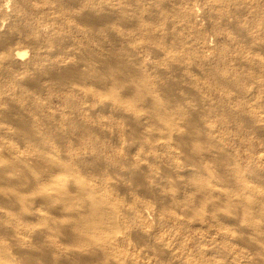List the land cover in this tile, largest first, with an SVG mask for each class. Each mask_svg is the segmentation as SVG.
<instances>
[{"label":"rangeland","instance_id":"374dc122","mask_svg":"<svg viewBox=\"0 0 264 264\" xmlns=\"http://www.w3.org/2000/svg\"><path fill=\"white\" fill-rule=\"evenodd\" d=\"M123 11L131 18L126 17L127 22L120 18ZM107 14L110 21L100 20ZM0 29L3 164L14 165L20 159L37 176L65 179L70 185L66 191L71 197L79 195L82 203L87 200L77 192L80 187L74 181L81 182L82 190L87 185L101 198L105 196L102 199L117 211L111 207L116 217L113 226L117 225L113 229L118 233L114 232L112 253L123 264L264 262V0H0ZM18 53L24 57L16 60ZM103 63L110 65L109 70ZM65 66L66 72L71 66L80 72L96 68L102 78L107 72L116 73L111 75L121 86L118 99H123L116 105L120 104L124 115L117 112L115 98L107 89L110 86L81 80L72 75V67L68 75ZM141 78L150 94L142 103H131L126 91ZM149 97L166 104L162 108L170 114L167 126L156 125V120L134 122V117L150 115ZM190 117L197 129L186 141L190 144L183 145L177 130L187 131ZM18 120L27 123L28 128L23 123L25 135L17 129ZM198 145L205 152L197 155ZM210 147L219 149L213 152ZM206 148L212 151L208 152L211 158ZM48 153L70 167L71 175L50 170L46 162L45 169L40 155ZM236 169L239 174L234 173ZM17 171L20 177L25 174L20 167ZM188 171L208 180L209 173H204L210 172L217 190L242 194V198L248 195L254 202L250 215L254 222L251 217L246 222L257 224L260 233L247 234L226 219L229 211L224 203L212 209L214 197L210 206L212 198L182 178ZM214 179L225 187L220 188ZM16 182L6 184L9 189L0 183V192L9 190L7 194L15 198L11 203L10 197L0 202V247L18 264H25L26 257L18 255L21 247L34 253L38 264H85L86 257L82 259L78 251L91 246L71 236L75 233L69 230L70 218H64L63 205L57 206L61 211L46 210L42 221L28 214L29 206L42 210L48 204L38 196L45 183L29 191L26 179ZM78 198L76 206L81 204ZM58 224H62L59 228L68 225L64 234L58 232L63 228L56 232ZM250 224L249 229L255 231ZM49 225L55 230H48ZM97 260L91 263L105 264L104 259Z\"/></svg>","mask_w":264,"mask_h":264},{"label":"bare ground","instance_id":"6f19581e","mask_svg":"<svg viewBox=\"0 0 264 264\" xmlns=\"http://www.w3.org/2000/svg\"><path fill=\"white\" fill-rule=\"evenodd\" d=\"M118 4V3H117ZM119 6V5H118ZM125 6V5H124ZM110 8V7H109ZM109 8H107V9H109ZM115 8V7H114ZM125 8V7H124ZM107 9H104V10H107ZM111 9V8H110ZM117 9V8H116ZM127 9V8H126ZM112 10V9H111ZM110 10V11H111ZM115 10V9H114ZM118 10H120L119 8H118ZM123 9H122V7H121V11H122ZM120 11V12H121ZM115 13H117V10H115L114 11ZM128 12V11H127ZM104 13V12H103ZM111 13V12H110ZM115 13H113L114 14V16H115ZM119 13V12H118ZM100 14V13H99ZM105 15H106V12L104 13ZM109 14V13H108ZM108 14H107V16H101L100 17V20H104L105 22H108V21H110V19L112 18L111 16H113L112 15V13H111V16L109 15L108 16ZM126 12H122V13H120V18H121V16H122V21H123V19H125L126 20ZM117 15L118 14H116V17H117ZM118 17H119V15H118ZM131 17H132V14H131ZM89 18V17H88ZM90 19V18H89ZM93 19V18H92ZM91 19V20H92ZM127 19H131V18H128L127 17ZM134 19H136V17L134 18ZM90 20V21H91ZM99 20V19H98ZM120 20V19H119ZM124 20V22H127L128 20H126L125 21ZM133 20V19H132ZM132 20H131V22H132ZM93 21V20H92ZM130 21V20H129ZM101 22V21H100ZM121 22V21H120ZM124 22H122V23H124ZM132 24V23H131ZM2 28V27H1ZM1 30V29H0ZM2 35V34H1ZM2 36H4V35H2ZM5 40H7V38H5ZM158 54V53H157ZM113 55V54H112ZM85 56V55H84ZM24 57V54H17V55H15L14 56V58H16V60H18V59H21V58H23ZM113 57H115V56H113ZM86 58V57H85ZM97 59V58H96ZM111 59V58H110ZM109 59V60H110ZM113 59V58H112ZM111 59V60H112ZM115 59H116V57H115ZM118 59V58H117ZM93 60V63H94V61H95V58H93V59H91V61ZM90 61V62H91ZM101 60H98V62H100ZM112 61H114V60H112ZM96 63H94V64H98L97 63V61H95ZM103 62H104V60H103ZM115 62V61H114ZM116 62H117V60H116ZM80 63V62H79ZM82 64L84 63V62H81ZM80 63V64H81ZM118 63V62H117ZM121 63V62H120ZM81 64V65H82ZM104 64V63H103ZM105 64H106V62H105ZM103 65L104 66V68H105V66H107V68L106 69H108L109 70V68H108V65L109 64H107V65ZM113 64V63H112ZM116 64V63H115ZM69 65V64H68ZM79 65V64H78ZM77 65V66H78ZM84 65V64H83ZM93 65V64H92ZM100 65H102L101 63H100ZM114 65V64H113ZM118 65V64H117ZM73 66V65H72ZM71 66V67H72ZM110 66V65H109ZM122 66H124V65H122ZM68 67V66H67ZM66 66L64 67L65 68V73L67 74L68 73V75H69V71H71V73H72V75H78V77L79 78H81V80H84V81H89V82H92V83H95V84H98V85H102V86H104V87H106V86H110L109 88H107V89H110V95H112V96H114V98H115V105H116V103H122L121 102V99H118V89L121 87H119V85L120 84H118L117 85V83H115L116 81H114L115 80V77L114 76H112V75H114V74H116V73H110V76L112 77H109V76H107L108 78H110V79H108V78H106V75H109V73L107 72V74L105 73L104 74V76H105V78L106 79H108V80H104L105 78L103 77H101V76H103V75H101V73L99 74L97 71H99V69L98 70H96V68L95 69H90V70H88V71H84V70H82L81 72L80 71H78V70H75V71H73V69H74V67H69V71L68 72H66L67 70H68V68H67ZM101 67V66H100ZM99 67V68H100ZM70 68H71V70H70ZM102 68V67H101ZM121 68H122V70H123V73H124V69H123V67H120V70H121ZM67 69V70H66ZM78 69V68H77ZM80 69V68H79ZM85 69V68H84ZM117 69V68H116ZM105 70V69H104ZM111 70V69H110ZM127 72V71H126ZM125 72V74H128V73H126ZM131 72V71H130ZM63 74L64 76L66 75V74ZM120 73H121V71H120ZM120 73H119V75H120ZM141 73V72H140ZM112 74V75H111ZM122 74V73H121ZM101 75V76H100ZM116 76V75H115ZM125 76H127V75H125ZM63 77V76H62ZM113 77H114V79H113ZM124 77V76H123ZM138 77V76H137ZM144 79H145V77H144ZM124 80V79H123ZM139 81V80H138ZM138 81H136V83H134L133 85H130L131 87L133 86V88L134 87H136V89L134 88H131L130 89V86L125 90L126 91V94H127V96L129 97V101L131 102V103H133V102H136V104L138 103L139 104V102H141L142 103V101H144V97H145V95H149L150 94V91H149V93H148V91H146L145 92V88H144V85H143V80H142V78H141V80H140V82L138 83ZM127 82V81H126ZM125 82V83H126ZM130 82V81H129ZM128 83V82H127ZM132 84V83H131ZM136 84V85H135ZM144 84H145V82H144ZM135 85V86H134ZM124 86V85H123ZM122 86V87H123ZM125 88V87H124ZM123 88V89H124ZM122 88H121V90H123ZM148 90V89H147ZM152 90V89H151ZM92 93H94L93 91H92ZM91 93V94H92ZM151 93H153L152 91H151ZM119 96H122V95H119ZM126 96V97H127ZM151 96V95H150ZM156 96V95H155ZM125 97V96H124ZM125 97V98H126ZM128 97H127V99H128ZM146 97H148V96H146ZM152 97H149V99H148V101L146 102L147 104L146 105H148V104H150V106L148 105V107H150V115L149 114H147V115H145V117L146 118H138V117H134V122H136L138 125L139 124H142L143 122H145V121H149V120H156L154 123L157 125V122H162V124H163V126H167V124L169 123V120L168 119H170V117H169V115H168V113H167V110L166 109H164V108H166V104H163V105H165L164 106V108H162L163 107V105H161L162 104V102H160V100H159V103H158V101L157 100H155L154 98H152V100L150 101V103H148L149 102V100L151 99ZM143 99V100H142ZM123 100V99H122ZM118 101V102H117ZM128 101V102H129ZM113 102H114V100H113ZM126 103V102H125ZM161 103V104H160ZM173 103V102H172ZM168 104V103H167ZM175 104V103H174ZM143 105H144V103H143ZM117 106V105H116ZM123 106H124V104H123ZM122 106V107H123ZM128 106V105H127ZM137 106V105H136ZM135 106V107H136ZM119 109H117V112L118 111H120L121 112V108H120V104H118V106H117ZM125 107H126V105H125ZM129 107V106H128ZM168 107V106H167ZM175 107H177L178 108V106H175ZM181 107V106H180ZM197 107V106H196ZM127 108V107H126ZM121 109V110H120ZM175 108H173V110H174ZM181 109V108H180ZM127 110V109H126ZM170 110H172V109H170ZM177 110V109H176ZM175 110V111H176ZM181 112V111H180ZM183 112V111H182ZM122 113V112H121ZM140 113V112H139ZM123 115H124V113H122ZM178 114H179V112H178ZM177 114V115H178ZM189 114H190V112H189ZM3 115H5V114H3ZM127 115V114H126ZM138 115V114H137ZM140 115V114H139ZM138 115V116H139ZM149 115V116H148ZM141 116H143V114L141 115ZM193 116V115H192ZM127 117V116H126ZM140 117V116H139ZM195 117V116H194ZM130 118V117H129ZM187 119V118H186ZM190 119V120H189ZM188 120H186L187 121V131L185 130L184 132H187V133H180V131H178L177 130V139H179L180 141H181V143L183 144V145H185V144H187V142L186 141H188V140H190L191 139V137H193L195 134V130L197 129H195V127H197V126H195V122H193L192 121V118L190 117ZM195 120V119H194ZM21 120H18L17 122H16V124L17 125H19L20 126V128H19V126H18V128L17 129H19V130H22V132H23V134H20L21 136L22 135H25V133L24 132H26V130H25V127H24V124L23 123H26V122H20ZM185 121V122H186ZM18 122H20V123H18ZM149 122H151V121H149ZM152 123V122H151ZM164 123H166V125H164ZM155 124H153V125H155ZM161 125V123H158V127H159V129H160V127L162 126H160ZM26 127H27V123H26ZM143 127V126H142ZM28 128V127H27ZM26 128V129H27ZM162 128V127H161ZM167 128V127H166ZM156 129V128H155ZM165 129V128H164ZM164 129H163V131H164ZM18 130V131H19ZM29 129H27V132H29L28 131ZM139 130V129H138ZM144 130V129H143ZM146 130V129H145ZM149 131H150V129H148ZM158 130V129H157ZM168 130V129H167ZM167 130H166V132H167ZM147 131V130H146ZM145 131V132H146ZM157 133H158V131H156ZM162 132V131H161ZM19 133H21V131L20 132H18L17 134H19ZM165 133V132H164ZM27 134V133H26ZM149 134V133H148ZM162 134V133H161ZM167 134H170L169 132L167 133ZM166 134V135H167ZM19 135V136H20ZM151 135V134H150ZM153 135V134H152ZM152 135H151V137H152ZM163 135V134H162ZM166 135H165V137H164V139H167L166 138ZM197 135V134H196ZM170 136V135H169ZM175 136V137H176ZM163 137V136H162ZM174 137V138H175ZM196 138H197V136H196ZM28 139V138H27ZM200 139V138H199ZM198 140V139H197ZM185 141V142H184ZM193 141H194V138H193ZM177 142H178V140H177ZM191 142V141H190ZM190 142L187 144V145H189L190 144ZM210 142H212V141H210ZM213 142H214V140H213ZM180 143V144H181ZM185 143V144H184ZM199 143V142H198ZM215 143V142H214ZM213 144V143H212ZM212 144H210V145H212ZM34 145V144H33ZM194 145V144H193ZM209 145V146H210ZM203 146V145H202ZM212 146H215L214 144L212 145ZM217 146V145H216ZM215 146V147H216ZM219 147V146H218ZM193 148H195L194 146H193ZM209 148V147H208ZM186 149V148H185ZM219 149V148H218ZM217 149V150H218ZM206 150V155L207 156H209L210 154L208 153V152H212V151H210V150H213V149H211V147H210V150L207 152V148L205 149ZM217 150H213V152L214 151H217ZM195 151H196V154L198 153H202L204 150L202 149V147H199V145L195 148ZM1 152H3V151H1ZM0 152V153H1ZM205 152V151H204ZM47 153V152H46ZM197 154V155H198ZM204 155H205V153H203ZM209 154V155H208ZM218 154H219V152H218ZM2 154H0V183H3L2 185H4V183H5V185L7 184V185H10V184H13L12 186H14V184L16 185V181L17 180H20L21 178H24V179H26V181H27V185L29 186L28 187V189H29V191H31V189H34V188H39L38 186H40L41 184L43 185L44 183H45V185H43V186H41L42 188H39L38 190H40L39 191V197H41L42 199H44V201L45 202H47L48 204L46 205V207L45 208H42V210L41 209H39V208H41V206H39V208H36V209H34L33 208V210L30 208V206H29V209L27 208V210H29L30 212H33L32 214L31 213H29V211H28V214H30L31 215V217H32V215L33 216H35V218L37 217L38 219L40 218L41 219V221L42 220H44V218H45V216H46V210H49V209H56L57 208V206H60V205H63V207H64V209L66 210V211H64L63 212V216H64V218H70V219H67V220H69V221H67L69 224L68 225H71L70 227H69V230L70 229H72L71 230V232H74L75 234L74 235H71V236H75V237H77L78 239H79V243L81 242L82 244H84V246L86 245V247H88V245H90L91 247H92V249H91V247H90V249L88 248H86L85 250H83L84 248H82V251L81 250H79L78 252H80L79 253V256H82L81 258L83 259V257L85 258V259H83V261H84V263L85 264H89V263H91V262H93V261H96L97 259L98 260H105V264L106 263H108L107 261H112V263L113 264H123V263H121V260L119 259V257H118V255L116 254V252L115 253H112L113 251H114V249H113V247H114V242H115V238L116 237H113V236H116L118 233H116V229H113V228H116V223H115V227L113 226L114 225V222H116V217L115 216H112V208L114 207H112L111 206V204H110V207L108 206L109 205V203H108V205L106 204L107 202H105L104 200H105V196L104 197H100V196H98L97 194H95L94 192H93V190H91L92 189V187L91 188H89L87 185L85 186V184H83V186H82V188L85 186V188L82 190L81 189V185L82 184H80L81 182H78L80 185H77L78 183H76L77 181H74L73 183H74V185L75 186H79L80 187V190H82V191H80L79 189H77L75 186H73V187H75V189H77V192L79 191V192H81V193H79V194H82L83 195V198L84 199H86L87 200V202H83L82 203V200H81V198L79 199L78 197H79V195H78V199L79 200H81V204H79L80 203V201H79V203H77V206H76V203H75V201H77V198L76 197H71L69 194V192H67L66 190H68L67 188H68V185H69V181H67V180H59V179H52V178H50L51 176L50 175H42L41 177H40V175H36V173L34 174V173H32V168L30 169V168H26V167H29V166H26L25 164V162H24V165L26 166V167H24V165H23V163H22V161L20 160V159H16V161L18 160V162H15L16 163V165H15V163H14V165H8V166H6L5 164H3V162L1 161L2 160V156H1ZM50 155H51V157H50ZM50 155H49V153L46 155V154H41L40 155V157H41V161L44 163V162H46V164L48 165L47 167H49V169L51 170V169H53V171H55V172H61V175L63 176V175H65L66 174V176L69 174V175H71V173H70V167L68 168V166H67V168H68V170H67V168H66V166H64V164H61L62 162H58L59 161V159H58V161H57V158L55 159V156H53L54 154H51L50 153ZM205 155V156H206ZM216 155V154H215ZM52 156H53V158H52ZM211 156H212V154H211ZM213 156H214V153H213ZM210 157V156H209ZM211 158V157H210ZM219 159V158H218ZM20 160V161H19ZM44 160V161H43ZM218 161V160H217ZM41 162V163H42ZM219 163L221 162V160L220 161H218ZM42 163V164H43ZM218 163V164H219ZM36 164H37V162H36ZM36 164H34V165H36ZM40 164V163H39ZM220 164H222V163H220ZM219 164V165H220ZM43 165H45V163L43 164ZM225 166H227V165H225ZM20 167V169L22 168V172H25V174H21L22 175V177H20V176H18L19 174L17 173L18 171V168ZM42 167V166H41ZM43 167H46V165L45 166H43ZM47 167L45 168V169H47ZM229 167V166H228ZM227 168V167H226ZM226 168H225V170H226ZM223 169V168H222ZM221 169V170H222ZM15 170H16V172H15ZM48 170V169H47ZM49 170V171H50ZM67 170V171H66ZM228 170V169H227ZM239 170V169H238ZM238 170L236 169V172H234V173H237L238 172ZM187 171V170H186ZM12 173V175L10 176L9 174L10 173ZM47 173H48V171H46ZM45 172V173H46ZM72 172V171H71ZM231 172V171H230ZM43 173V172H42ZM51 172H49V174H50ZM137 173H139V172H137ZM209 173V174H208ZM72 174H74V173H72ZM204 174H208V176L209 177H211L210 178V180L211 179H213L214 178V175L213 176H211L212 175V173H211V175H210V172H207V173H204ZM232 174V173H231ZM238 174H239V172H238ZM34 175V176H33ZM177 175H181V174H179V172L177 173ZM73 176V175H72ZM183 176H185V177H182V178H185V179H188V182L190 183V185L192 184L195 188H197V190L198 191H203L202 193H206V195L207 196H210V198H212L211 199V202H210V206H211V204H212V202H213V197H214V202L215 203H213L214 204V206H212L213 208L212 209H217V206L219 207V205H223V203L225 204V205H223L225 208L224 209H226L227 211H229L227 214H228V216H226L225 218L226 219H228L229 221H232V222H234V223H237L243 230H244V232L246 231L247 232V234L249 233L250 235L252 234H254V235H258L259 233H260V231H256L257 230V226H255V225H257V224H253L252 222H254V218L252 219V217L250 216L251 215V211H253L252 209H253V207H254V205H253V203L254 202H252V200H251V198L250 197H248V195H247V197L246 198H242V197H244V196H242V194L241 193H243V192H239V189H241V188H239L238 189V192L241 194V196H239V194H237L236 193V195H238V196H235L234 194H231L230 195V193L228 192V191H225L224 190V192L223 191H221L219 188V190H217L216 189V187H218V186H215L214 184H213V182H211L210 180H208V179H205V178H202V176H200L197 172H195V171H188L185 175L183 174ZM207 176V175H206ZM71 177V176H70ZM69 177V178H70ZM181 177V176H180ZM216 177V176H215ZM68 177H66V179H67ZM74 178V177H73ZM181 178V179H182ZM206 178H208V177H206ZM217 178V177H216ZM234 178V177H233ZM233 178H231V180H233ZM63 179V178H62ZM237 179V178H236ZM236 179L234 178V180L236 181ZM51 180V181H50ZM52 180H54V181H52ZM58 180V181H57ZM70 180H72V179H70ZM75 180H77L76 178H75ZM215 180V182L217 181L216 179H214ZM225 180H226V178H225ZM224 180V181H225ZM227 180H229V179H227ZM226 180V181H227ZM230 180V181H231ZM79 181H80V179H79ZM83 181V180H82ZM186 182H187V180H185ZM224 181H222V182H224ZM225 181V182H226ZM46 182H49V185H47V183ZM184 182V181H183ZM182 182V183H183ZM187 182V183H188ZM217 182H219V181H217ZM216 182V183H217ZM221 182V181H220ZM18 183H19V181H18ZM52 183V184H51ZM82 183H84V182H82ZM226 183H229L230 184V182L229 181H227ZM233 183V182H232ZM186 184V183H185ZM219 183H217V185H218ZM223 184V183H222ZM228 184V185H229ZM1 185V184H0ZM7 185H6V187H7ZM226 185V184H225ZM225 185L223 184V185H221V187H225ZM239 185V184H238ZM237 185V186H238ZM44 186H46V187H44ZM70 186V185H69ZM72 186H71V188H72ZM234 186H236V185H234ZM6 187H2V188H6ZM9 187H11V186H8L7 187V189H9ZM219 187H220V184H219ZM220 187V188H221ZM14 188V187H13ZM12 188V190H14ZM192 188V187H191ZM238 188V187H237ZM6 189V190H7ZM11 189V188H10ZM74 189V190H75ZM35 190V189H34ZM37 190V189H36ZM35 190V191H36ZM9 191V190H8ZM8 191H6V193H5V191L3 190V194H1V192H0V195L2 196L3 195V197H8V198H4V200H3V198H1L0 199V202H1V200L4 202L5 201V199L6 200H9V197L11 198L10 199V203H11V200H14L15 198H14V196H12V195H14V194H7V192ZM218 191H220V192H222V193H218ZM11 192V191H10ZM11 193H14L13 191L11 192ZM33 194H34V192H32ZM36 193V192H35ZM73 194V193H72ZM71 194V195H72ZM76 194V193H75ZM74 194V196H76ZM100 194V193H99ZM35 195H37V193L35 194ZM235 197H234V196ZM0 196V197H1ZM65 197V198H63V197ZM172 197H173V195H171ZM231 196V197H230ZM17 197V196H16ZM235 198L236 200L234 201V199L233 198ZM241 197V198H240ZM18 198V197H17ZM40 198V199H41ZM216 198L218 199L217 201H215L216 200ZM238 198H240L239 200H237ZM250 198V199H249ZM63 199H64V201H66L67 200V202L65 203V202H63ZM66 199V200H65ZM251 200V201H250ZM16 201V200H15ZM41 202H42V200H40ZM107 201H109V200H107ZM6 202V201H5ZM7 202H9V201H7ZM16 204L18 203V202H15ZM22 203V204H21ZM20 203V209L23 211V209H22V206H24V202H21ZM3 204V203H2ZM13 205H14V203H12ZM43 204V203H42ZM45 204V203H44ZM237 204H240V207L237 205ZM27 206V205H26ZM25 206V207H26ZM242 206V207H241ZM24 207V209L26 210V208ZM28 207V206H27ZM37 207V206H36ZM66 207V208H65ZM77 207H79V208H77ZM112 207V208H111ZM221 207V206H220ZM241 208V209H239V208ZM5 208H7V207H5ZM4 208V209H5ZM81 208V209H80ZM111 208V209H110ZM223 208V207H222ZM58 210H60L59 209V207L57 208ZM77 209H80V210H77ZM7 210V209H6ZM24 210V211H25ZM27 210H26V212H27ZM32 210V211H31ZM58 210H57V212H58ZM62 210V209H61ZM60 210V211H61ZM114 210L116 211V209H115V207H114ZM219 210H220V208H219ZM56 211V210H55ZM115 211H113V215H116L115 214ZM218 211V210H217ZM263 211V210H262ZM117 212V211H116ZM22 213V212H21ZM45 213V214H44ZM264 213V212H263ZM27 214V213H26ZM61 214V213H60ZM108 214H110V217L108 218V217H106ZM106 215V216H105ZM22 216H23V213H22ZM62 216V217H63ZM216 216H218V214L216 215ZM264 216V215H263ZM26 217V216H25ZM29 217V216H28ZM215 217V216H214ZM251 217V221L252 222H250L249 224L252 226V225H254L255 226V231L254 230H250L249 229V224H248V222H249V218ZM261 217H262V215H261ZM36 218V219H37ZM221 218V217H220ZM39 219V220H40ZM264 219V218H263ZM71 221V222H70ZM246 221H248V222H246ZM264 221V220H263ZM71 223V224H70ZM247 224V225H243V224ZM258 223V222H257ZM55 224V223H54ZM59 226L58 227H56V232H57V228L60 230L61 228H63V229H61L60 231H58V232H61L62 230H64V228H66V227H68V225H66V227H63V226H61V228H59L60 227V225H62V224H58ZM258 225H259V223H258ZM264 225V224H263ZM51 226H53V225H51ZM250 226V227H251ZM260 226H262V225H260ZM259 227V226H258ZM48 228V230L49 229H51V230H55L54 229V227H50V225L47 227ZM118 228V227H117ZM261 227H259L258 228V230H261L260 229ZM67 229V228H66ZM251 229H252V227H251ZM254 229V228H253ZM262 229H264L263 228V226H262ZM45 230H47V229H45ZM50 230V231H51ZM113 230H115V231H113ZM120 231V230H119ZM46 232H49V231H46ZM45 232V233H46ZM67 232V231H66ZM116 233V235H115V233ZM117 232H118V229H117ZM257 232H258V234H257ZM58 234V233H57ZM62 234H64L63 233V231H62ZM67 234V233H66ZM69 234V233H68ZM67 234V235H68ZM71 234H73V233H71ZM113 234V235H112ZM112 236V237H111ZM70 237V236H69ZM74 237V238H75ZM64 239V238H63ZM68 239V238H67ZM70 239V238H69ZM72 242V241H71ZM116 243V242H115ZM23 244V243H22ZM67 244V243H66ZM73 244V243H72ZM82 244H80V245H82ZM3 245V244H2ZM1 245V246H2ZM63 245V244H62ZM79 245V244H78ZM18 247V246H17ZM21 247V246H20ZM31 247V246H30ZM68 247H69V245H68ZM21 249V251L19 252L18 251V255L19 256H25L26 258H25V264H38V262H36V259L38 258L36 255H34V253H31V252H29V250H27L26 248H23V247H21L20 248ZM19 249V250H20ZM29 249V248H28ZM32 250V249H31ZM30 250V251H31ZM72 251H73V249H72ZM75 251V250H74ZM69 252V251H68ZM74 254V256H76V254H78L77 253V251H76V254L75 253H72V255ZM42 255V254H41ZM15 258V257H14ZM14 258H12L11 256H10V254H8V252H6V250H4V248L3 247H0V264H18L15 260H14ZM99 258H101V259H99ZM41 259L45 262V263H47V261H48V259H46V258H44V257H40V261H41ZM22 260V259H21ZM97 260V261H98ZM104 260L103 261H101V262H104ZM43 262V263H44ZM49 262V261H48ZM89 262V263H88ZM262 262V261H261ZM51 263V262H50ZM110 263V262H109ZM49 264V263H48ZM54 264V263H53ZM92 264V263H91ZM98 264V263H97ZM100 264V263H99ZM103 264V263H102ZM262 264H264V262L262 263Z\"/></svg>","mask_w":264,"mask_h":264}]
</instances>
